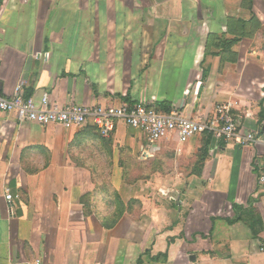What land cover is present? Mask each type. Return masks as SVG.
<instances>
[{
  "label": "crops",
  "instance_id": "0c3cea01",
  "mask_svg": "<svg viewBox=\"0 0 264 264\" xmlns=\"http://www.w3.org/2000/svg\"><path fill=\"white\" fill-rule=\"evenodd\" d=\"M22 83L61 105L141 99L187 117L231 101L264 135V0H3L0 93ZM202 138L164 140L172 173L128 184L119 145L144 158L141 131L0 112V264H264L263 146L222 141L195 169Z\"/></svg>",
  "mask_w": 264,
  "mask_h": 264
},
{
  "label": "built area",
  "instance_id": "2783aa9c",
  "mask_svg": "<svg viewBox=\"0 0 264 264\" xmlns=\"http://www.w3.org/2000/svg\"><path fill=\"white\" fill-rule=\"evenodd\" d=\"M233 110L234 104L231 101L217 104L208 117H187L176 109L164 111L141 99L125 101L119 105H61L52 101L48 93L39 100L33 95H26L24 83L10 97L0 93V112L12 113L22 122L44 126L59 124L68 129L92 126L102 137L108 138L118 122L122 121L128 127L141 131L146 137L147 149L144 156L148 158L155 155L164 140L175 137L179 143H186L205 133L212 136L210 148L219 146L222 141H234L243 146L261 144L263 150L257 153L254 166L258 183L264 187V135L261 129L248 130L240 127ZM6 198L11 200L12 195L6 194ZM170 198L175 200L174 196ZM35 264H41V261L38 259Z\"/></svg>",
  "mask_w": 264,
  "mask_h": 264
},
{
  "label": "rangeland",
  "instance_id": "374dc122",
  "mask_svg": "<svg viewBox=\"0 0 264 264\" xmlns=\"http://www.w3.org/2000/svg\"><path fill=\"white\" fill-rule=\"evenodd\" d=\"M119 147L121 148V151L120 155L118 154V157L121 164L119 169L116 170L115 175L118 181H126L128 184H136L140 183V181H148L149 179H152L153 176H156V173H160L162 176L172 173V170L170 171L167 167H164L167 162L162 163L161 161H158L156 155L149 158H143L141 152L135 156L133 150H131L133 155H130L125 153L127 148L125 145H119ZM109 172L111 173L110 176H112V171H94V173L99 175L102 184L107 180Z\"/></svg>",
  "mask_w": 264,
  "mask_h": 264
},
{
  "label": "trees",
  "instance_id": "16d2710c",
  "mask_svg": "<svg viewBox=\"0 0 264 264\" xmlns=\"http://www.w3.org/2000/svg\"><path fill=\"white\" fill-rule=\"evenodd\" d=\"M1 3H2V0H0V5H1ZM235 42H236V40H229V41L226 42V44L228 46H231ZM160 108L162 110H164V111H170V108H163V107H160ZM202 137H203L202 138L203 139V148H202V151L198 154V156H197V158H196V160L194 162L195 163L194 164L195 165L194 166L195 169H199V167L201 166L202 162L204 161V159L208 155V150H209L210 145H211V142H212V136H211V134L205 133V134L202 135ZM157 155H156V158H158ZM165 162H167V161H165ZM234 209L236 210V212H239L240 209H241V207L238 206V205H235L234 206ZM251 213L254 214V216L252 217V220L247 219V221H248L249 226L252 229H254V231H255V233L257 235L259 229H257L255 226L257 224V218H258V216L255 215V213H254L253 210L251 211ZM237 218L240 219V216H238ZM252 221H253V223H251ZM163 256L165 258H167L168 255H167V253H165V254H163Z\"/></svg>",
  "mask_w": 264,
  "mask_h": 264
}]
</instances>
